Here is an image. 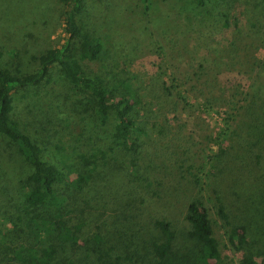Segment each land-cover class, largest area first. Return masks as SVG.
<instances>
[{"label":"trees","instance_id":"obj_1","mask_svg":"<svg viewBox=\"0 0 264 264\" xmlns=\"http://www.w3.org/2000/svg\"><path fill=\"white\" fill-rule=\"evenodd\" d=\"M255 1L264 15V0ZM59 2L65 8L66 37L61 46L43 52L31 49L29 32L13 34L15 40H9L12 49L9 42H0V169L8 185L18 190L9 214L24 224L16 237L0 229V264H74L83 254L93 264H229L221 253L214 216L222 221L228 248L240 259L239 264H260L258 259L264 257L260 236L264 233V85L241 100L245 102L241 108L243 130L248 133L244 137L238 131L232 138L219 136L226 145L221 147L220 142L216 156H207L201 171L203 174L209 165L205 181L191 166L184 170L185 160L178 159L179 170L166 169L153 176L145 172L143 192H131L122 201L116 195L122 189L117 187L120 178L109 169V163L123 154L128 158L130 182L134 173L141 175L135 170L143 156V139L148 138L138 114L142 91L139 87L134 90L131 80L120 79L107 64L103 72L94 69L104 44L93 22L86 26L81 20L88 1ZM246 2L191 0L198 11L220 12L227 27H231L233 10ZM26 11H12L11 5L4 10L14 23ZM246 35L264 41V24L250 23ZM8 55L28 57L35 69L27 71L21 64L13 67ZM163 86L165 92L171 91ZM43 87H50L43 104H54L47 111L50 108L49 113L67 125L54 134L37 121L34 125L22 119L19 109L28 104L30 91ZM232 94H224L230 105L238 95ZM183 102L187 103L184 98ZM211 102L221 105L223 100L213 96ZM70 125L81 130L78 138ZM67 141L72 145H66ZM52 147L73 154L83 164L81 171L49 162L46 153ZM19 159L32 168L27 177ZM66 159L62 156V163ZM182 190L194 194L179 218L173 216V202ZM110 203L119 209L103 217ZM154 208L160 213L151 214ZM9 214L0 210V218L17 224Z\"/></svg>","mask_w":264,"mask_h":264},{"label":"rangeland","instance_id":"obj_2","mask_svg":"<svg viewBox=\"0 0 264 264\" xmlns=\"http://www.w3.org/2000/svg\"><path fill=\"white\" fill-rule=\"evenodd\" d=\"M87 1L89 7L81 20L86 26L93 22L104 44L103 54L94 69L103 72L102 68L107 64L120 79L131 80L134 90L139 87V92L142 91L139 119L148 131V138L143 139V156L135 170L141 175L132 173L133 182L128 177L127 156L117 154L116 161L109 163V169L120 178L117 187L122 189L116 195L124 201L128 200L131 192H143L147 178L145 172L153 176L166 169L179 170L177 164L181 165V161L178 159L185 160L184 170L191 166L192 172L205 181L209 165L204 168L203 174L201 171L207 156H216L220 142L221 147L226 145L219 136L232 138L238 131L244 137L248 133L247 129L243 130L241 108L245 102L241 100L246 98V94L258 92L264 85V41L252 40L246 35L250 23L261 21L264 24V15L257 8L256 1L247 0L245 6L231 11V27L223 25L220 12L209 11L207 14L198 11L191 0H151L150 4L142 0ZM9 5L12 11L17 9L21 14L28 9L31 11H26L25 17L14 23L10 20L12 15L4 12ZM64 10L59 0H0V42H9L10 38L15 40L13 34L29 32L31 49L34 47L36 51L43 52L59 47L66 37ZM24 23L25 27H19ZM14 45L17 47V44ZM8 46L13 47L11 43ZM11 61L13 67L21 64L27 71L35 69L28 57H15ZM164 84L171 87V91L165 92ZM49 90L50 87H43L36 92L30 91L28 104H21L19 109L22 119L34 125L38 122L39 126L54 134L67 125L61 123L55 113H49L50 108L47 111L54 104H43L42 98ZM66 90L71 94L69 87ZM241 92L245 95H239ZM232 93L238 95L230 105V99L224 94L231 96ZM213 96L223 100L221 105L209 103ZM183 98L187 103L183 102ZM238 108L241 111H237ZM70 129L78 138L81 130L77 128L75 131L72 125ZM66 145L72 143L67 141ZM62 154L67 158L64 163L61 161ZM46 158L60 168L68 164L73 170L81 171L83 166L73 154L65 152V148L52 147ZM19 162L23 176L27 177L32 168L23 159ZM1 170L0 210L9 214L19 195L18 190L8 185L6 177L3 178V169H0V175ZM98 185V188H104ZM193 194L192 190H182L176 195L173 216H184ZM114 209L119 207L110 203L103 217L113 214ZM159 213L158 208L151 212ZM9 215L17 224L0 218V229L16 237V233L24 230V224L17 216ZM212 220L221 243L222 256L229 264H239L240 259L228 248L221 228L222 221L215 216ZM260 236L264 240V233ZM258 262L264 264V257H260ZM74 264H93V260L91 262V257L83 254Z\"/></svg>","mask_w":264,"mask_h":264}]
</instances>
